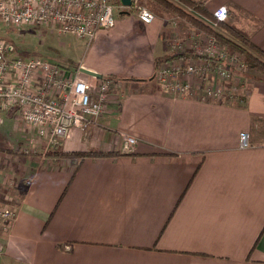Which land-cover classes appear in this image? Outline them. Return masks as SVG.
Instances as JSON below:
<instances>
[{
	"label": "crops",
	"instance_id": "obj_1",
	"mask_svg": "<svg viewBox=\"0 0 264 264\" xmlns=\"http://www.w3.org/2000/svg\"><path fill=\"white\" fill-rule=\"evenodd\" d=\"M142 1L152 22L117 19L63 66L114 81L96 119L55 148L7 109L14 124L0 134L19 152L0 150V178L14 176L20 192L0 264H264V79L234 72L221 99L164 91L155 60L197 29L160 0ZM199 1L209 13L225 5L226 22L264 49V0ZM241 131L249 147L239 146ZM123 135L137 140L129 151ZM56 149L106 155L47 153Z\"/></svg>",
	"mask_w": 264,
	"mask_h": 264
},
{
	"label": "built area",
	"instance_id": "obj_2",
	"mask_svg": "<svg viewBox=\"0 0 264 264\" xmlns=\"http://www.w3.org/2000/svg\"><path fill=\"white\" fill-rule=\"evenodd\" d=\"M123 8L135 10L142 23L154 20L153 12L138 0H132L128 7L120 0H0V22L18 28L50 25L60 33L84 38L89 45L97 31L114 26ZM227 15L225 5L213 11L220 22L226 21ZM207 42L204 51H196L205 57L200 62H194L191 57L187 61L179 58L163 61L158 66L156 78L161 89L180 96L197 90L202 99H221L225 95L222 83L231 81L232 67L237 64L227 59L214 37H207ZM12 51V44L0 39V106L16 107L21 118L35 129L38 137L45 138L48 145L57 147L72 127L83 128L86 121L96 119L104 111L115 85L112 79L96 78L88 82L79 78L78 70L70 71L40 57L14 58L10 55ZM136 141L131 135H123L124 151H129ZM250 145L249 133L241 131L239 146ZM14 216V208H0V254L3 251L1 237L8 231Z\"/></svg>",
	"mask_w": 264,
	"mask_h": 264
},
{
	"label": "rangeland",
	"instance_id": "obj_3",
	"mask_svg": "<svg viewBox=\"0 0 264 264\" xmlns=\"http://www.w3.org/2000/svg\"><path fill=\"white\" fill-rule=\"evenodd\" d=\"M138 3L146 6L142 0H138ZM123 10H126V13L119 14L117 19L119 20L125 19L129 21H132L131 18L135 19L136 17L135 10L130 9V8H123ZM184 20L189 22L186 18H184ZM193 26L197 30L193 31V33L189 35L190 39H188V41H183V43L179 45L174 46L172 49L173 55L166 56L167 58L168 57H173V58L165 59L163 60L164 62H171L173 60L177 61V60H180L179 58H183L184 61H187L190 57L193 58L194 62H200V60L205 58L201 54H198L196 51L197 50L204 51L207 48L206 47L208 43L207 37H209V35L204 31V29L200 28L199 26H195V25ZM126 35L129 38L131 36V33H127ZM0 39L5 40L9 42L10 44H12L13 51L11 52L10 55H12V57L14 58L29 59L32 57H40L50 62L56 63L60 66H69L70 59L76 62L80 61L82 55L84 54L86 48L88 47L87 42L84 40V38L77 37L70 33H60L53 26L46 25V24L22 25L21 27L18 28V27L9 26L5 23L0 22ZM220 50L224 54H226L227 59L229 61L232 60L233 62H235L234 65L237 64L236 66L232 67L233 73L234 72L242 73L244 70H247V69H244L243 68L244 66L241 64L243 58H242V55L238 51H230L224 46H221ZM163 61H161L160 64ZM222 63L223 65L225 64V62L223 61ZM249 72L254 73L251 71ZM81 74H82V77H85V78H88L87 75L91 76L84 72H82ZM233 77L234 76H232L231 81L232 80L237 81ZM242 79L243 78H240L238 81L240 86L242 84L241 83ZM231 81L222 83L224 86L225 93H227V88H229L228 85H231L230 84ZM234 91H238V90H234ZM240 92H242V90H240ZM240 94L241 93L236 94L235 98H238V99L242 98L244 94L243 95L242 94L240 95ZM0 107H1L0 108L1 109L0 111V133H1L2 131L6 130L5 128L7 129L12 128L11 125H13L14 122L8 119L7 109L9 107H2V106ZM21 119L20 121L24 122V120L23 119L21 120ZM17 144L18 143L15 137L10 138L8 140L7 138L4 137V135L0 134V146L10 147L12 145L15 148ZM1 169L7 170L4 167H2ZM3 170H0L1 175L5 174ZM7 179L3 178V180L1 181V178H0V208L3 207V208L13 209L14 205L10 203L14 202L12 199L13 197L17 196L20 190L13 191L15 187V183H16V179L14 178V176L11 177L10 175L7 177ZM5 180L7 181L4 182Z\"/></svg>",
	"mask_w": 264,
	"mask_h": 264
},
{
	"label": "trees",
	"instance_id": "obj_4",
	"mask_svg": "<svg viewBox=\"0 0 264 264\" xmlns=\"http://www.w3.org/2000/svg\"><path fill=\"white\" fill-rule=\"evenodd\" d=\"M181 2L189 7L191 10L195 11L209 22L214 24V27L203 23L202 21L196 19L192 15L188 14L184 10L175 6L173 3H170L166 0H160V3L170 8L172 11L177 13L178 15L186 18L192 25L199 26L204 29V31L211 37H214L216 42L224 46L230 51H238L242 55V65L244 69H247L251 72H254L259 75L261 79H264V49L254 44L249 36L242 30L228 24L226 21H217L213 16V13H209L203 7V2L199 0H181ZM183 55V54H182ZM181 56V55H179ZM173 58V57H168ZM166 56L163 58H157L155 60V67L158 68L161 61L168 59ZM217 61V58H213ZM238 74H241L238 72ZM1 151L4 152H19V149L12 150L8 147H0ZM49 154L55 153L57 155H73L79 158H84L86 156H102L106 155V153L100 151H87V152H74V151H61L56 149L55 151L47 152ZM255 246V243L254 245Z\"/></svg>",
	"mask_w": 264,
	"mask_h": 264
},
{
	"label": "water",
	"instance_id": "obj_5",
	"mask_svg": "<svg viewBox=\"0 0 264 264\" xmlns=\"http://www.w3.org/2000/svg\"><path fill=\"white\" fill-rule=\"evenodd\" d=\"M131 1H132V0H120L121 4H122L123 6H125V7L130 6ZM120 13H126V10H123V11H121ZM81 71L84 72V73H87V74H89V75H91V76H94V77H96V78H101V75H100V74L95 73V72H93V71H90V70H88V69L81 68Z\"/></svg>",
	"mask_w": 264,
	"mask_h": 264
}]
</instances>
